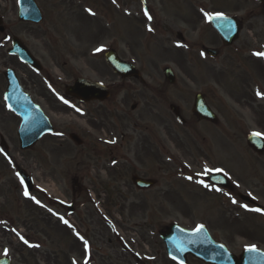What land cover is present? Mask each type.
<instances>
[{"label": "rangeland", "instance_id": "obj_1", "mask_svg": "<svg viewBox=\"0 0 264 264\" xmlns=\"http://www.w3.org/2000/svg\"><path fill=\"white\" fill-rule=\"evenodd\" d=\"M36 2L44 14L40 26L18 21V0H0L5 28L0 34V258L9 257L14 264H68L69 256L85 254L95 264H176L159 237L172 224L186 229L204 225L238 257L252 245L264 251V212L205 181L210 173H223L264 208V155H256L246 143L249 133L264 137V98L257 96L264 94L260 66L250 65L257 72L251 81L241 64L228 61L222 52L216 59L203 53V47L219 46L210 16L239 13L246 20L250 10L260 15L258 6L252 0H146V14L140 0ZM5 36L18 38L40 61L44 74L33 81L45 77L46 91L60 97L83 77L108 86L112 97L104 104L74 106L47 92L41 104L57 132L21 151L16 118L1 106L2 76L12 68L21 80L36 84L27 79L28 69L8 56ZM109 48L136 64L148 85L115 76L103 58ZM167 67L176 75L174 86L166 84ZM198 93L218 124L195 119ZM172 104L180 108L188 128L176 123ZM71 133L84 141L82 147L69 141ZM152 133L158 145H151ZM176 137L182 140L181 150L173 148L170 139ZM17 166L32 177L38 191L64 203L93 191L86 211L80 209L82 230L66 213L58 215L59 224L47 216L55 211L45 197L25 199ZM132 175L156 180L159 187L137 194L129 186ZM88 214L93 223L84 222ZM82 231L90 248L82 249L74 240ZM187 264L203 263L189 257Z\"/></svg>", "mask_w": 264, "mask_h": 264}, {"label": "water", "instance_id": "obj_2", "mask_svg": "<svg viewBox=\"0 0 264 264\" xmlns=\"http://www.w3.org/2000/svg\"><path fill=\"white\" fill-rule=\"evenodd\" d=\"M261 1L264 3V0ZM21 11L22 13L20 19L23 21L39 23L42 19L40 11L33 0H21ZM212 22L216 29L221 31L227 42H231L233 38L236 37L237 33L232 19H213ZM0 32H3L2 28H0ZM15 42L16 46L14 47L13 52L20 56L22 60L27 61V63L32 67L36 68L37 70H41L40 67L34 62L31 55L21 45V43L17 40H15ZM106 58L113 70L123 77H135L139 75L135 68L126 63L120 62L115 53H108ZM165 75L169 82L174 83L175 79L170 70H166ZM6 78L11 86H15V84L17 85V81L13 72H7ZM67 94L83 101L95 99L104 100L108 96V93L105 89L98 88L97 86H94L84 80L77 81L75 86L68 89ZM12 104L15 103L12 102ZM26 107L27 104L21 101L17 103L15 107H13L20 112L23 122L20 135L22 149L30 148L35 144L39 137L45 134L47 129H49L48 124H46L41 114L40 121L35 120L31 123L34 116L31 117ZM172 111H174L176 114L179 113L174 107H172ZM194 113L198 114L200 118H205L211 121L216 120V117L210 112L201 96H198L196 99ZM72 139L78 142V144H81L77 138L72 137ZM249 145L259 154L264 153V143L258 138L250 137ZM19 175L28 186V189L31 190L32 185L30 178L27 177L26 174L21 170L19 171ZM208 180L215 184L231 189L228 181L221 175H212L211 177H208ZM134 184L141 189H146L149 188L153 183L136 178L134 179ZM240 198L249 203H253L249 198L242 195H240ZM162 239L167 245V251L169 255L181 261H184V256L189 253L208 264H264V252L259 250H257L255 253H249L247 251L244 252L239 262L224 247H221L222 245L214 243L204 228L202 229L201 233H190L180 229L177 226H172L168 230L167 234L162 235ZM0 264H10V262L4 259L0 260Z\"/></svg>", "mask_w": 264, "mask_h": 264}, {"label": "flooded vegetation", "instance_id": "obj_3", "mask_svg": "<svg viewBox=\"0 0 264 264\" xmlns=\"http://www.w3.org/2000/svg\"><path fill=\"white\" fill-rule=\"evenodd\" d=\"M253 3L255 5H257L258 9L260 10L259 16H255L254 15L255 12H253V10H250L246 13V20H245L244 17H240L239 13H234V15L237 16V19L239 21L238 23L240 26V33H239L238 37H236V41L234 42V44L230 47H224V45L222 44V42L219 38L217 39V42H216V43H219V46L217 48L218 56L220 55V52H222V56L223 57L226 56L228 61L233 60V63L239 62L241 64L244 72H245L243 74H246L248 80H251V81L253 80V78L255 79L256 78L255 76L257 75V72H255L254 69H252L250 66L252 63L260 66V73L259 74L264 79V57H258L255 55V53H257V52H264V6L263 5L260 6L256 2H253ZM254 19H257L260 22L254 23ZM229 50H231L232 54L230 53ZM240 59H246V60L241 61ZM34 76L38 77L37 75H34L32 73H28L27 79L29 78L31 80V82L35 83L39 88H37L36 85L32 86L31 84H29V82L27 80H21L20 84H21V87L24 90V92L26 94H28L30 97H32V99L36 105H38L40 108H42L41 103H45L44 101L46 100L47 92L50 94V96L53 99H58V97L54 96L52 92L46 91V87H45V86H47L46 80L42 81L43 83L42 82L37 83V82L33 81ZM140 83L144 84V85H148V83H146V82H140ZM257 83L258 82L256 81L252 85L257 84ZM57 110L60 111V109H58V108H57ZM263 110H264V108H263ZM3 111H4V109H3ZM13 117L16 118V116H13ZM16 121H17V125L19 126L20 122L18 121L17 118H16ZM99 127H104V125L101 123V125ZM182 127L188 128L189 127L188 123ZM153 135H154L153 133L149 135L150 139H152V141H151L152 146H154V142L156 145L158 143V139H157L158 137L153 139L152 138ZM169 135L171 136V134H169ZM170 140L172 142L174 149H180V150H181V148L183 149V146H182L183 143H182V140L180 138L176 137V138H172ZM113 163H115V159H113ZM133 176L134 175L131 176V179ZM130 183H131V185H129V186H130L131 191H134L140 195L148 193V192L152 191L153 189H158V187H159V182L156 181L155 186L152 187L150 190L142 191V190H139L132 183V180ZM91 184L93 185V182ZM232 193L237 195L238 190L234 187V190L232 191ZM36 195L48 198L47 199L48 201L45 200V202L49 203L50 208L54 209L55 212H47L46 213L47 216H49L51 219L55 220L59 224L62 221V219H60L58 217V215L59 214L62 215L63 213H66V215H68L69 218L74 217V219L76 221L75 223L78 224V228L80 230H82V228L79 227V225L81 224L83 226L82 222L79 221V217H81V214H82L80 209L84 208V210H85V207L88 205L89 202H91V196L95 197L94 193L91 194V193L86 192L84 194H79V195L75 194V198H72L71 202L68 204L71 206V210H69L66 207V205L63 204V199L52 198L50 196L48 197V195H46L45 193H40V192H39V194H34V196H36ZM154 198H156V197H154ZM80 200L83 201L82 204L78 203V201H80ZM87 212H90V211H87ZM84 222L93 223L92 216L90 214L85 215ZM82 234H83L82 238H85L87 240V244H89L90 240H89L88 236L83 231H82ZM76 242L78 243V245H80L79 239H77ZM80 246L82 247V245H80ZM71 256H69V258H67L68 264H94L92 262V260H89L87 257H85V254H83L82 258H78V257L71 258Z\"/></svg>", "mask_w": 264, "mask_h": 264}, {"label": "snow or ice", "instance_id": "obj_4", "mask_svg": "<svg viewBox=\"0 0 264 264\" xmlns=\"http://www.w3.org/2000/svg\"><path fill=\"white\" fill-rule=\"evenodd\" d=\"M115 2V0H114ZM147 14V13H146ZM151 18V17H149ZM216 19H225V17L222 15V14H218L216 17ZM99 51V50H98ZM256 56L258 57H264V52H257L255 53ZM257 96L260 97V98H264V94L260 93V92H257ZM66 102V101H65ZM77 111H79V109H77ZM254 136H259L260 134L259 133H253ZM114 142V141H113ZM25 195H27V192H25ZM233 203H235V201H233ZM255 211H260V209H256ZM65 224H67L68 222L67 221H64ZM202 229H203V225H199L197 226L195 232L196 233H201L202 232ZM21 239L23 240L24 238L21 237ZM25 243H27V241H24ZM87 246V245H86ZM223 247V246H221ZM247 252L249 253H255L257 251L256 249V246L255 245H252V246H249V247H246L245 249ZM5 255H7V250H5Z\"/></svg>", "mask_w": 264, "mask_h": 264}]
</instances>
